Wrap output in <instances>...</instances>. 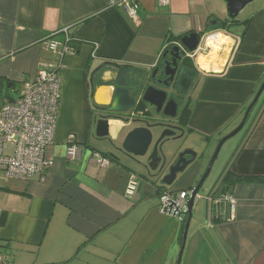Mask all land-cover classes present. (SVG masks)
<instances>
[{
  "label": "crops",
  "instance_id": "crops-1",
  "mask_svg": "<svg viewBox=\"0 0 264 264\" xmlns=\"http://www.w3.org/2000/svg\"><path fill=\"white\" fill-rule=\"evenodd\" d=\"M108 1L0 0V107L17 99L40 67L60 63L54 139L45 150L53 166L44 181L0 178V247L13 264H150L151 258L176 264L184 224L159 211V197L188 193L200 166L160 195L114 163L100 168L93 155L111 149L92 139L95 106L110 104L116 87L131 89L122 74L151 71L173 39L190 32L203 31L207 39L186 53L196 72L181 83L188 114L177 122L185 134L216 144L239 124L264 81V0L221 28L223 0H170L166 7L130 0L140 7L136 19ZM63 31L79 43L59 60L47 45L63 43ZM217 32L231 43L219 70L206 71L199 58L209 56L207 40ZM131 129L110 121V139L120 145ZM69 137L78 147L73 161L66 157ZM224 180L208 196L207 209L194 211L195 221L204 216L207 226L203 234L197 227L188 232L192 264H264V102L226 163ZM221 188L235 199V211L213 219ZM137 227L143 228L141 246L133 252Z\"/></svg>",
  "mask_w": 264,
  "mask_h": 264
},
{
  "label": "water",
  "instance_id": "water-1",
  "mask_svg": "<svg viewBox=\"0 0 264 264\" xmlns=\"http://www.w3.org/2000/svg\"><path fill=\"white\" fill-rule=\"evenodd\" d=\"M223 1L226 4L227 16L222 21H218L217 24H221L222 22L224 24L228 22L235 24V18L256 0ZM203 34V31H197L182 36L170 50L164 52L161 57L162 62L155 67L150 79L152 80L159 72L160 77H167L163 84L169 86L173 82L177 72V59H180L179 53H195L203 42V39H207ZM167 57H170V59ZM139 72L141 74L132 79L133 83L131 85L129 84L131 89L116 87L110 104L95 106V114L91 127L92 139L96 143L105 141L109 144L111 151L106 153V155L110 163H114L123 170L136 174L135 177L137 179L144 178L148 180L157 192L165 191L185 179L187 171L197 165H194L197 155L194 151L187 149L177 155L173 161L167 162L166 157L162 154L163 143L171 138H182L185 136V133L181 127L162 124L161 119H176L178 104L171 97L168 98L166 91L148 84L149 70L139 69ZM263 102L264 81L245 109L242 120L232 131L217 142L204 174L197 180L194 187L188 189V197L184 201V214L180 215L176 210L172 212V208L174 207L172 203L167 215L180 220L185 219L182 244L176 264L181 263L190 223L194 218L195 200L198 198L199 192L211 172L212 166L218 157V152L230 139L236 138L238 135L242 139L246 135ZM141 103L146 105L147 109L145 112H148V115L138 111ZM153 108L155 112L152 115L150 110ZM158 116L160 117L159 119L157 118ZM110 121L121 122L124 127L132 126V129L126 134L120 145L115 144L110 139ZM156 129L163 131L159 135V131ZM241 139L238 140L241 141ZM170 194L172 193L170 192ZM207 201H209L208 197L206 198ZM204 209H207V205L204 206ZM219 212H221L220 207L212 205L213 219L218 218Z\"/></svg>",
  "mask_w": 264,
  "mask_h": 264
},
{
  "label": "built area",
  "instance_id": "built-area-1",
  "mask_svg": "<svg viewBox=\"0 0 264 264\" xmlns=\"http://www.w3.org/2000/svg\"><path fill=\"white\" fill-rule=\"evenodd\" d=\"M170 0H158L160 7L169 5ZM111 6L124 8L127 16L136 19L139 5L130 0L121 2L108 1ZM63 43H50L47 51L61 59L67 52H73L67 45L69 39L63 31ZM58 60V61H59ZM59 65L40 67L33 81L25 83L15 100H6L0 107V178L28 181L35 176L44 181V174L53 166V162L45 155V150L53 143L56 127V115L60 101ZM78 147L69 137L66 157L75 160ZM96 165L106 168L110 160L99 154H94ZM186 193L177 197L163 193L159 197V210L167 215L173 203V211L183 215ZM214 205L221 211H235L236 201L229 193L221 194L213 199ZM0 264H13L10 255L0 247Z\"/></svg>",
  "mask_w": 264,
  "mask_h": 264
},
{
  "label": "rangeland",
  "instance_id": "rangeland-1",
  "mask_svg": "<svg viewBox=\"0 0 264 264\" xmlns=\"http://www.w3.org/2000/svg\"><path fill=\"white\" fill-rule=\"evenodd\" d=\"M156 130L159 131V135L163 131L161 129H156ZM238 139H241L240 135H238V136H236V138H232L228 142H226L223 145L220 152H218L219 153L218 157L212 166L211 172H210L209 176L207 177L206 181L204 182V185L199 192L198 198L195 200L196 204H195L194 211H199L200 208L204 209V206L207 203L206 198L211 193H213V191L219 189V187H220V185H221V183L225 177L226 163L230 159L233 151L239 145L240 140H238ZM216 144L205 143L203 141V139H200V138L195 137V136H191L188 133H186L185 136L182 138H171V139H168L167 141H165L162 145V154L166 157L167 162H171L174 159H176L177 155H179L181 152H183L187 149L194 151L197 155V159H196V162L194 163V165L195 164L198 165V163L200 165L199 172H198V175H199L198 180H199L200 177L204 174V172L208 166V163H209V161L213 155V152L215 150ZM137 173H140V172H137ZM169 189H171V188H169ZM163 215H165V214H163ZM198 216H201V214ZM206 222L207 221H206V218H204V216H201L199 218L196 217V221H195V218H193L191 223H190V227H189L190 234L192 233V230L194 227L199 228L198 231H200V233L203 234L205 231L203 229H205L207 226ZM147 223H149L148 220H147ZM148 227L149 226H147V228ZM152 230H155V229L152 228ZM142 232H143V228L137 227L136 237H135L134 241L131 243V246L133 248V252H137L138 248L141 246L140 236H141ZM190 239H191V237H190ZM185 247L186 248L184 249L185 251L183 252L180 264H192V262H195L196 260L194 257H190V256H193V253L191 254V248L189 245L188 237L186 240ZM148 262L150 264H152V258L149 259ZM89 263L93 264V262H89ZM97 263H99V262H97V261L94 262V264H97ZM142 264H144V263H142Z\"/></svg>",
  "mask_w": 264,
  "mask_h": 264
},
{
  "label": "flooded vegetation",
  "instance_id": "flooded-vegetation-1",
  "mask_svg": "<svg viewBox=\"0 0 264 264\" xmlns=\"http://www.w3.org/2000/svg\"><path fill=\"white\" fill-rule=\"evenodd\" d=\"M179 54H180L179 55L180 59H177V72L175 74L173 82L169 86H166L165 84H163V82L167 79V77H164V76L160 77L159 72L155 75L154 78H152V80L150 79L155 67H157L162 62L161 59L151 71L149 70L148 80H147V82H149L148 83L149 85L152 84L156 88L166 91L168 94V98L171 97L178 104L176 119L174 120H169L165 118L161 119L162 124L167 125V126H174V127H181L178 124L177 120L179 119V115L182 114L183 109L186 108L185 103L187 102L186 99L184 98V95H182L185 93L183 92V89L181 88L182 82L180 79H182V77L185 78L183 74L186 70H189V65H188L189 58L183 52H180ZM167 58L170 59V57H167ZM158 80L159 82H157ZM150 111H151V114L153 115V113L155 112V109L153 108ZM157 118L159 119L160 117L158 116Z\"/></svg>",
  "mask_w": 264,
  "mask_h": 264
},
{
  "label": "trees",
  "instance_id": "trees-1",
  "mask_svg": "<svg viewBox=\"0 0 264 264\" xmlns=\"http://www.w3.org/2000/svg\"><path fill=\"white\" fill-rule=\"evenodd\" d=\"M236 22V20L234 21V23ZM224 25H226V24H224L223 22L221 23V24H218V27L219 28H221V26H224ZM69 37V39H68V41H67V45H68V47L70 48V49H73V52H75L76 50H75V48H73V47H71L70 45L72 44H75V43H79V41L78 40H76L75 38H71L70 36H68ZM182 36H180V37H176V38H174L173 39V43H171V44H169V47L167 48V51L168 50H170L173 46H174V43H177L178 41H179V39L181 38ZM63 41H65V38H63ZM188 65H189V70H186L185 72H184V74H183V76L185 77V78H183L182 77V79H180L181 80V82H185V83H187L188 84V82H190V80H192V77H193V72L195 73L196 71H195V68L193 67V64H192V62H190V61H188ZM123 67V66H122ZM122 67H120L121 69H122ZM121 79H122V81L124 82V84H132L133 83V80L132 79H135L136 78V75L135 74H133V75H130V74H122L121 75ZM147 109V107H146V105L145 104H140L139 105V107H138V111L139 112H143L144 114H146V115H148L149 113L148 112H145V110ZM186 112H187V107L185 108V109H183V111H182V114H180L179 115V119L178 120H180L181 121V118L183 119V114L185 113L186 114ZM187 114H188V112H187ZM184 120H186V119H184ZM104 157H107V155H104ZM108 158V157H107ZM224 179H225V177H224ZM223 179V181H225ZM222 181V182H223ZM222 190H221V194H225L226 193V190L225 189H223V188H221ZM162 191H158V193H159V195H160V193H161ZM187 194V193H186ZM182 222H183V224H185V219H183L182 220Z\"/></svg>",
  "mask_w": 264,
  "mask_h": 264
},
{
  "label": "bare ground",
  "instance_id": "bare-ground-1",
  "mask_svg": "<svg viewBox=\"0 0 264 264\" xmlns=\"http://www.w3.org/2000/svg\"><path fill=\"white\" fill-rule=\"evenodd\" d=\"M209 39H211V44L207 42V47L211 49L210 54L209 56H201L199 58V65L206 71H218L223 63V57L220 56V54H222V52L226 53L228 51L226 47L228 48L231 42L222 35L219 38L214 35ZM222 39L223 43H221ZM201 60H203V63L200 62Z\"/></svg>",
  "mask_w": 264,
  "mask_h": 264
},
{
  "label": "clouds",
  "instance_id": "clouds-1",
  "mask_svg": "<svg viewBox=\"0 0 264 264\" xmlns=\"http://www.w3.org/2000/svg\"><path fill=\"white\" fill-rule=\"evenodd\" d=\"M215 35L219 38V37H221L222 33L217 32V33H215ZM225 38L230 39V37H225ZM207 42H208L209 44H211V39H209ZM221 43H223V39L221 40ZM200 62L203 63V60H201ZM187 194H188V193H187Z\"/></svg>",
  "mask_w": 264,
  "mask_h": 264
}]
</instances>
